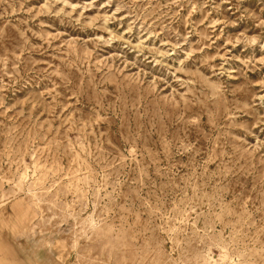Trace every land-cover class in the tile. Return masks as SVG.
Segmentation results:
<instances>
[{
	"label": "rangeland",
	"instance_id": "1",
	"mask_svg": "<svg viewBox=\"0 0 264 264\" xmlns=\"http://www.w3.org/2000/svg\"><path fill=\"white\" fill-rule=\"evenodd\" d=\"M0 264H264V0H0Z\"/></svg>",
	"mask_w": 264,
	"mask_h": 264
}]
</instances>
